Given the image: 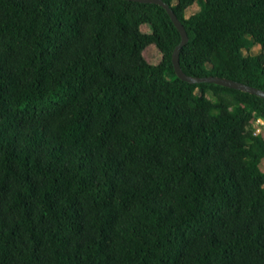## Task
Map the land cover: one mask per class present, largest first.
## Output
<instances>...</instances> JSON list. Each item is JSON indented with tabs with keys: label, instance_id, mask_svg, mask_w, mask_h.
<instances>
[{
	"label": "trees",
	"instance_id": "16d2710c",
	"mask_svg": "<svg viewBox=\"0 0 264 264\" xmlns=\"http://www.w3.org/2000/svg\"><path fill=\"white\" fill-rule=\"evenodd\" d=\"M162 1L186 75L264 91V0ZM179 41L156 4L0 0V264H264V99L177 78Z\"/></svg>",
	"mask_w": 264,
	"mask_h": 264
},
{
	"label": "water",
	"instance_id": "95a60500",
	"mask_svg": "<svg viewBox=\"0 0 264 264\" xmlns=\"http://www.w3.org/2000/svg\"><path fill=\"white\" fill-rule=\"evenodd\" d=\"M126 1H132V2L143 3V4H156L162 7L167 13V15L169 16L173 26L175 27V29L177 30L180 36L179 43L174 47L171 53V63H172V67H173L174 73L177 78L189 84H198V83L215 84V85H219L222 87L246 92V93H249L259 98L264 99L263 90H260L252 86H248L246 84H242L240 82H235V81H232L226 78H219V77H214V76L193 77V76L186 75L182 71L180 64H179V53H180L181 48L188 42V36H187V33L183 25L177 19V17L173 13V11L170 9V7L166 3H164L162 0H126Z\"/></svg>",
	"mask_w": 264,
	"mask_h": 264
},
{
	"label": "rangeland",
	"instance_id": "374dc122",
	"mask_svg": "<svg viewBox=\"0 0 264 264\" xmlns=\"http://www.w3.org/2000/svg\"><path fill=\"white\" fill-rule=\"evenodd\" d=\"M198 11V5L197 4H193L192 6H190L189 8L186 9L185 11V15L189 16L190 14H193L195 12ZM141 31L142 32H148V27L146 25H142L141 26ZM259 47L258 46H254L249 53L251 54H258L259 51ZM243 53L245 54L246 52L243 51ZM143 57L145 58V60L150 63V64H157L160 59H161V54L158 51V49L155 47V45L150 44L148 46H146L144 48V50L142 51ZM263 166H264V161L262 162ZM264 169V167H263Z\"/></svg>",
	"mask_w": 264,
	"mask_h": 264
},
{
	"label": "built area",
	"instance_id": "2783aa9c",
	"mask_svg": "<svg viewBox=\"0 0 264 264\" xmlns=\"http://www.w3.org/2000/svg\"><path fill=\"white\" fill-rule=\"evenodd\" d=\"M253 134H259L264 129V118L258 117L253 124Z\"/></svg>",
	"mask_w": 264,
	"mask_h": 264
}]
</instances>
